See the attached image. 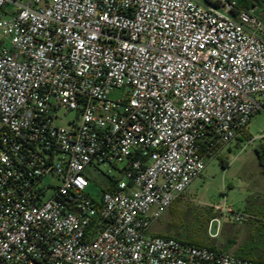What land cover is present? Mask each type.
<instances>
[{"label":"built area","instance_id":"2783aa9c","mask_svg":"<svg viewBox=\"0 0 264 264\" xmlns=\"http://www.w3.org/2000/svg\"><path fill=\"white\" fill-rule=\"evenodd\" d=\"M255 11L0 0V264H261L149 234L264 114Z\"/></svg>","mask_w":264,"mask_h":264},{"label":"rangeland","instance_id":"374dc122","mask_svg":"<svg viewBox=\"0 0 264 264\" xmlns=\"http://www.w3.org/2000/svg\"><path fill=\"white\" fill-rule=\"evenodd\" d=\"M235 1L243 9L256 10V14H259L258 9L264 5V0ZM61 117V125L65 126L75 114L62 111ZM246 130L255 141L240 142L234 139L222 146L218 152H213L206 158L205 170L179 198L183 204H193L197 210L202 208L213 210L216 218L208 223L206 235L213 240L214 246L235 255L251 241V237L259 238V228L263 224L257 221L259 214L249 220L243 212L245 204L252 199L248 197V180L251 181L249 186L255 192L252 204L261 207L264 213V176L256 153V149L264 144V114L255 115ZM113 174L115 175V172ZM106 182L101 178L102 184ZM90 188L93 190L94 187ZM236 217H241V221H236ZM171 222L172 217L168 210L152 224L149 234H166Z\"/></svg>","mask_w":264,"mask_h":264},{"label":"trees","instance_id":"16d2710c","mask_svg":"<svg viewBox=\"0 0 264 264\" xmlns=\"http://www.w3.org/2000/svg\"><path fill=\"white\" fill-rule=\"evenodd\" d=\"M251 138L252 137L248 134L247 130H244L237 136L236 139L242 142L244 140L249 141ZM221 147L222 146H218L214 152H218ZM256 153L258 155L262 175L264 176V144L260 145L256 149ZM115 184L116 180H111V182L106 185L105 191H114ZM169 211L172 217V222L169 224V231L164 235H153L174 238L182 243L198 248H209L223 251L222 249L214 246L213 240L206 235L208 223L216 218V214L212 209L202 208L197 210L193 204H183L178 198L171 205ZM257 221H259V223H263L260 225L261 227L259 226V230L260 232H264L263 211H260ZM260 232L258 234L259 238L254 239V237H251V241L238 250L237 256L264 264V234H261Z\"/></svg>","mask_w":264,"mask_h":264},{"label":"crops","instance_id":"0c3cea01","mask_svg":"<svg viewBox=\"0 0 264 264\" xmlns=\"http://www.w3.org/2000/svg\"><path fill=\"white\" fill-rule=\"evenodd\" d=\"M258 156V155H257ZM228 167V166H227ZM248 184H247V190L249 191V198H252L251 201H248L247 204H245V206L243 207V212L244 214L247 215V217L249 218V220L254 219V215H257L260 213L261 207H256L254 204H252V201L254 200L253 195H254V191L253 189L249 186L251 181L248 180Z\"/></svg>","mask_w":264,"mask_h":264}]
</instances>
